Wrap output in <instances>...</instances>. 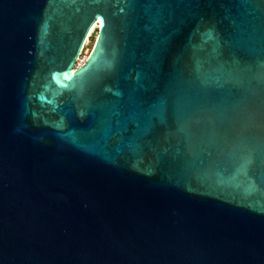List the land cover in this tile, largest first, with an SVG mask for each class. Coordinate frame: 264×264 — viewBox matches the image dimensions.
<instances>
[{
	"label": "water",
	"instance_id": "95a60500",
	"mask_svg": "<svg viewBox=\"0 0 264 264\" xmlns=\"http://www.w3.org/2000/svg\"><path fill=\"white\" fill-rule=\"evenodd\" d=\"M0 264H264V0H0Z\"/></svg>",
	"mask_w": 264,
	"mask_h": 264
},
{
	"label": "rangeland",
	"instance_id": "374dc122",
	"mask_svg": "<svg viewBox=\"0 0 264 264\" xmlns=\"http://www.w3.org/2000/svg\"><path fill=\"white\" fill-rule=\"evenodd\" d=\"M96 34H97V27L93 28L91 33L88 35L87 40L85 42V45L80 55V60H84L87 57L90 50L92 49L95 38H96Z\"/></svg>",
	"mask_w": 264,
	"mask_h": 264
},
{
	"label": "bare ground",
	"instance_id": "6f19581e",
	"mask_svg": "<svg viewBox=\"0 0 264 264\" xmlns=\"http://www.w3.org/2000/svg\"><path fill=\"white\" fill-rule=\"evenodd\" d=\"M95 27H97V25H96V26H94V28H95ZM92 30H93V28H92ZM92 30H91V31H92ZM91 31H90V33H91ZM90 33H89V34H90Z\"/></svg>",
	"mask_w": 264,
	"mask_h": 264
},
{
	"label": "built area",
	"instance_id": "2783aa9c",
	"mask_svg": "<svg viewBox=\"0 0 264 264\" xmlns=\"http://www.w3.org/2000/svg\"><path fill=\"white\" fill-rule=\"evenodd\" d=\"M78 61L80 62V61H82V60H80V58H79V60H78Z\"/></svg>",
	"mask_w": 264,
	"mask_h": 264
}]
</instances>
